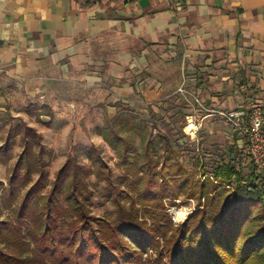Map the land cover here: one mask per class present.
I'll return each instance as SVG.
<instances>
[{
	"label": "crops",
	"instance_id": "crops-1",
	"mask_svg": "<svg viewBox=\"0 0 264 264\" xmlns=\"http://www.w3.org/2000/svg\"><path fill=\"white\" fill-rule=\"evenodd\" d=\"M0 80L61 114L174 101L209 124L264 106V0H0Z\"/></svg>",
	"mask_w": 264,
	"mask_h": 264
},
{
	"label": "trees",
	"instance_id": "trees-1",
	"mask_svg": "<svg viewBox=\"0 0 264 264\" xmlns=\"http://www.w3.org/2000/svg\"><path fill=\"white\" fill-rule=\"evenodd\" d=\"M105 131L121 177L92 151L89 165L68 160L50 181L38 131L24 123L9 130L2 151L18 137L23 151L8 184L0 181V264H264V170L253 168L246 180L218 168L217 179L237 183L233 192L211 180L193 184L182 165L158 172L163 164L150 149L139 154L119 131ZM0 154L7 162L10 155ZM102 182L113 219L94 212ZM182 195L205 203L176 225L165 200Z\"/></svg>",
	"mask_w": 264,
	"mask_h": 264
},
{
	"label": "rangeland",
	"instance_id": "rangeland-1",
	"mask_svg": "<svg viewBox=\"0 0 264 264\" xmlns=\"http://www.w3.org/2000/svg\"><path fill=\"white\" fill-rule=\"evenodd\" d=\"M46 101L42 98L38 100L31 98L28 89L23 85L0 80V152L10 155L7 162L1 161L0 157V181L6 185L23 151L20 137L12 141L5 152L2 148L6 146L9 130L23 123L37 131H44L43 134L39 131L38 133L42 136L46 149L44 157L49 162L50 181L55 180L59 170L68 160H77L81 164L89 165L91 163L89 156L92 151L109 164L114 179L121 177L124 170L118 167L120 154L111 146L113 137L107 136L105 131L107 128L119 131L120 135L128 139L130 146L134 147L139 154L150 149V153L158 160L157 162L163 164L162 167L156 168L158 172L164 167L168 169L174 165L175 170L178 169L179 164L182 165L193 184L199 185L211 180L214 184L222 185L221 189L233 192L237 189L235 180L229 184L226 180L217 179L214 174L217 169L233 167L247 180L252 169L256 168L250 161H244L241 155L247 139L218 114V118H212L210 122L214 123L213 128L206 122L207 120L204 122L203 118L195 121L201 125L195 137L191 136L189 134L191 131L187 130L189 126L194 125V121L187 120L184 114L188 109H180V104L177 106L174 101L160 109H149L147 113L134 111L129 113V117H126L125 115L128 114L119 109H116V113L112 115L106 114V109L97 111L82 109L79 114H61L53 112L52 109L59 108ZM257 105L263 106L258 103ZM219 134L229 140L223 144L221 140L215 139L211 145H207L208 137ZM256 170L261 175L264 169L259 171L256 168ZM92 180L94 181V177ZM105 185L102 182L99 188L94 190V212L99 217L108 213L109 218L113 219L117 209L105 195L103 196L102 189L106 187ZM240 186L244 187L245 184L242 183ZM1 195L2 189H0ZM199 203L204 204L205 198L199 201L198 196L187 199L182 195L174 201L165 200L167 212L173 217L174 222L181 213L180 210H187L186 219L181 223L177 220L176 225L184 224L192 213L203 209L204 206L199 207Z\"/></svg>",
	"mask_w": 264,
	"mask_h": 264
},
{
	"label": "built area",
	"instance_id": "built-area-1",
	"mask_svg": "<svg viewBox=\"0 0 264 264\" xmlns=\"http://www.w3.org/2000/svg\"><path fill=\"white\" fill-rule=\"evenodd\" d=\"M218 115L239 131L246 139L241 150L244 161H250L259 171L264 169V107L251 105L247 109L220 111ZM195 128L191 136L197 135L201 125L193 123ZM176 211V209H175Z\"/></svg>",
	"mask_w": 264,
	"mask_h": 264
},
{
	"label": "bare ground",
	"instance_id": "bare-ground-1",
	"mask_svg": "<svg viewBox=\"0 0 264 264\" xmlns=\"http://www.w3.org/2000/svg\"><path fill=\"white\" fill-rule=\"evenodd\" d=\"M195 128V126L194 125H191V126H189L188 128H187V130H189V131H191V133H193L192 131H193V129ZM190 133V132H189ZM178 211H176V213H177ZM180 214H178V218H176V220H178L180 223L182 222V221H184L185 219H186V216H187V210L186 209H183V210H180Z\"/></svg>",
	"mask_w": 264,
	"mask_h": 264
},
{
	"label": "water",
	"instance_id": "water-1",
	"mask_svg": "<svg viewBox=\"0 0 264 264\" xmlns=\"http://www.w3.org/2000/svg\"><path fill=\"white\" fill-rule=\"evenodd\" d=\"M175 223L178 224V221L176 220Z\"/></svg>",
	"mask_w": 264,
	"mask_h": 264
}]
</instances>
